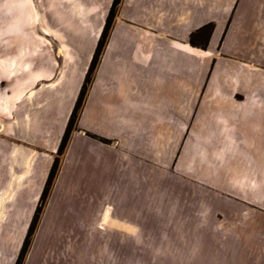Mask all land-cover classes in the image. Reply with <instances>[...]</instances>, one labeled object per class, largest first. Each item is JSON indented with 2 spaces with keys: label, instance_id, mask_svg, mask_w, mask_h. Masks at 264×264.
Instances as JSON below:
<instances>
[{
  "label": "rangeland",
  "instance_id": "374dc122",
  "mask_svg": "<svg viewBox=\"0 0 264 264\" xmlns=\"http://www.w3.org/2000/svg\"><path fill=\"white\" fill-rule=\"evenodd\" d=\"M149 3L0 0V264H264V206L237 199L227 172L197 156L193 107L184 124L167 119L166 86L148 92L122 68L121 102L139 97L137 83L149 105H124L123 127L122 111L102 109L115 59L152 45L159 19L176 21ZM232 19H219L217 50Z\"/></svg>",
  "mask_w": 264,
  "mask_h": 264
},
{
  "label": "crops",
  "instance_id": "0c3cea01",
  "mask_svg": "<svg viewBox=\"0 0 264 264\" xmlns=\"http://www.w3.org/2000/svg\"><path fill=\"white\" fill-rule=\"evenodd\" d=\"M148 1L163 15L177 16L176 21L170 25L167 20L159 19L155 25L157 33L151 34L152 45L134 44L130 47L133 59H115L117 67L110 84L116 86L117 91L101 97L104 113L115 109L125 114L124 105H131L132 111L138 103L148 106L141 100L148 99L145 97L152 87L166 86L167 119L178 117L179 123L184 124L185 110L194 109L197 156L210 160L213 170L227 172V189L234 192L237 199L264 206V0ZM230 14L233 19L217 50V35L223 28L219 19ZM195 15L200 16L199 22L185 23ZM213 21L216 26L206 49L190 46L189 34ZM187 27L186 34L177 31ZM242 35L247 36L248 42L239 55L236 41ZM186 59L190 60L189 64ZM208 63L209 71L199 85L196 69ZM122 68L125 74L135 73L149 88L146 94L137 83L132 87V93L136 92L141 99L135 96L138 100L121 102L124 95L120 84L126 85L121 80ZM187 84L194 87L193 94L185 87ZM124 114L115 121L119 127L127 123ZM138 121L144 123L141 119ZM2 131L0 126V133ZM182 143L186 147L187 137Z\"/></svg>",
  "mask_w": 264,
  "mask_h": 264
},
{
  "label": "trees",
  "instance_id": "16d2710c",
  "mask_svg": "<svg viewBox=\"0 0 264 264\" xmlns=\"http://www.w3.org/2000/svg\"><path fill=\"white\" fill-rule=\"evenodd\" d=\"M212 29H213L212 25L211 24H207V25H204L201 28L197 29L195 32H192L189 35V39H188L189 45L192 46V47H195V48H199L201 50H205L207 45H208V41H209V38H210V35H211V32H212ZM105 30H106V25H105L103 31L101 32L100 42H98L99 43V47H100L101 42H102L101 39L105 35ZM82 94H83V90H80L79 95H78L79 96L78 100H77L76 105L74 106V109H73V111L71 112V115H70L71 120L74 118V116L76 114L75 113L76 112V107L79 105V102H80V99L82 97ZM55 162L53 163V166H52L51 171L49 173L47 184L49 183V181L51 180V178L53 176V171H54L55 166H56Z\"/></svg>",
  "mask_w": 264,
  "mask_h": 264
}]
</instances>
